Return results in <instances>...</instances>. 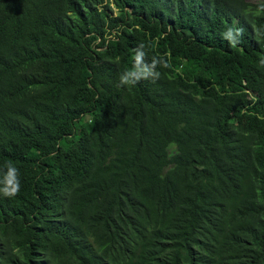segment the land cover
I'll list each match as a JSON object with an SVG mask.
<instances>
[{"label": "trees", "instance_id": "obj_1", "mask_svg": "<svg viewBox=\"0 0 264 264\" xmlns=\"http://www.w3.org/2000/svg\"><path fill=\"white\" fill-rule=\"evenodd\" d=\"M262 5L0 0V264H264Z\"/></svg>", "mask_w": 264, "mask_h": 264}, {"label": "clouds", "instance_id": "obj_2", "mask_svg": "<svg viewBox=\"0 0 264 264\" xmlns=\"http://www.w3.org/2000/svg\"><path fill=\"white\" fill-rule=\"evenodd\" d=\"M258 11H264V5ZM243 35L242 28L229 27L223 34L232 47H236L240 43V37ZM143 45L136 50L133 66L129 70L123 71L118 78V87H134L141 80L155 82L160 77L159 68L168 67L167 60L160 57H153L150 62H145V52L142 50ZM260 63L264 65V60ZM18 169L14 166H8L7 172H0V196L13 198L20 191Z\"/></svg>", "mask_w": 264, "mask_h": 264}]
</instances>
